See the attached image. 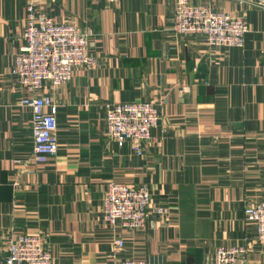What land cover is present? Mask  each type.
I'll return each mask as SVG.
<instances>
[{
	"label": "crops",
	"instance_id": "obj_1",
	"mask_svg": "<svg viewBox=\"0 0 264 264\" xmlns=\"http://www.w3.org/2000/svg\"><path fill=\"white\" fill-rule=\"evenodd\" d=\"M26 1L0 0V259L12 240L39 235L55 264H213L236 245L248 247L245 264H264L244 213L264 202V0H189L248 24L243 48L220 49L174 34L177 0H42L55 23L92 32L98 59L40 92L58 122L46 163L33 160V114L12 74ZM126 102L161 110L142 155L107 134V105ZM109 182L147 185L168 214L134 230L107 223Z\"/></svg>",
	"mask_w": 264,
	"mask_h": 264
},
{
	"label": "built area",
	"instance_id": "obj_2",
	"mask_svg": "<svg viewBox=\"0 0 264 264\" xmlns=\"http://www.w3.org/2000/svg\"><path fill=\"white\" fill-rule=\"evenodd\" d=\"M42 0H27L23 22L25 44L15 57L13 76L17 86L28 97L22 102L33 114L32 157L37 163H46L57 153L56 103L50 96H41L46 85L53 88L68 83L74 68L93 69L98 59L90 53V31L73 22L55 23L40 9ZM116 4L120 0H106ZM172 30L176 36L204 37L208 47L243 48L249 26L242 17L216 11L204 4L194 5L189 0H177ZM50 110L52 112H50ZM161 120L159 106L149 102L112 103L107 105L106 128L108 137L118 143L131 142L138 155ZM164 216L167 208L153 207L147 185H128L109 182L104 202V220L121 224L128 230L143 228L150 214ZM245 219L255 226L256 240L264 245V202L248 205ZM117 249L123 241L115 242ZM0 264H55L50 251L39 235H22L6 247ZM248 247L220 246L213 264H245ZM119 264H146L137 260H123Z\"/></svg>",
	"mask_w": 264,
	"mask_h": 264
}]
</instances>
